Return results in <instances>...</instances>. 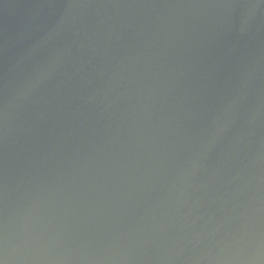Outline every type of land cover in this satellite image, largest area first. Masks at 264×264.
<instances>
[{"label": "water", "instance_id": "obj_1", "mask_svg": "<svg viewBox=\"0 0 264 264\" xmlns=\"http://www.w3.org/2000/svg\"><path fill=\"white\" fill-rule=\"evenodd\" d=\"M0 264H264V0H0Z\"/></svg>", "mask_w": 264, "mask_h": 264}]
</instances>
